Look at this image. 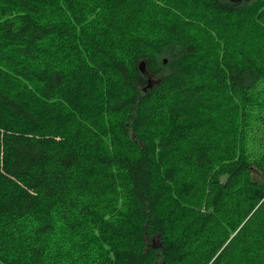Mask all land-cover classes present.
<instances>
[{
	"label": "trees",
	"instance_id": "trees-1",
	"mask_svg": "<svg viewBox=\"0 0 264 264\" xmlns=\"http://www.w3.org/2000/svg\"><path fill=\"white\" fill-rule=\"evenodd\" d=\"M0 264H264V0H0Z\"/></svg>",
	"mask_w": 264,
	"mask_h": 264
},
{
	"label": "water",
	"instance_id": "water-1",
	"mask_svg": "<svg viewBox=\"0 0 264 264\" xmlns=\"http://www.w3.org/2000/svg\"><path fill=\"white\" fill-rule=\"evenodd\" d=\"M138 69H139V71L141 72V74H143L144 76L147 77V85H146V87H145L144 90H146V89H150V88H152V86H153L154 84L158 83V81H157L155 78H153V77L148 73V71H147V69H146V67H145V63H144V62H141V63L139 64ZM159 245H160V237L158 236V237L154 238V240L152 241V245H151V247H152L153 249H155V248H158Z\"/></svg>",
	"mask_w": 264,
	"mask_h": 264
}]
</instances>
